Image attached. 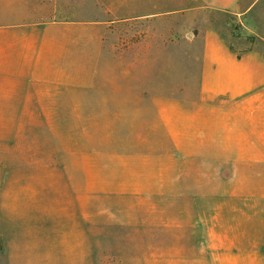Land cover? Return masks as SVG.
I'll return each mask as SVG.
<instances>
[{"label": "crops", "instance_id": "crops-1", "mask_svg": "<svg viewBox=\"0 0 264 264\" xmlns=\"http://www.w3.org/2000/svg\"><path fill=\"white\" fill-rule=\"evenodd\" d=\"M4 1L15 20L0 16V264H264V0ZM106 20L187 28L177 49L186 54L176 61L198 68L191 106L183 109V94L50 90V66L64 65L59 57L71 44L56 41L55 29L85 43L87 29L102 33ZM57 113L125 116V147L149 146L157 130L178 154L188 139L206 148L190 155L199 164L193 178L205 172L221 187L216 181L205 194L191 187L192 201L175 203L174 218H152L168 206L150 202L149 189L89 187L98 174L85 161L66 169L67 193L39 185L48 170L22 184V161L39 163L38 141L22 137L23 116ZM139 158L144 170L149 160ZM137 169L129 176L146 177Z\"/></svg>", "mask_w": 264, "mask_h": 264}, {"label": "rangeland", "instance_id": "rangeland-1", "mask_svg": "<svg viewBox=\"0 0 264 264\" xmlns=\"http://www.w3.org/2000/svg\"><path fill=\"white\" fill-rule=\"evenodd\" d=\"M10 5L12 4L0 0V16L4 23H14V18L9 20L13 15V11L8 8ZM106 21L108 22L103 25V29L99 28L102 33L95 34L94 29H87L85 43H77L78 38L73 36L72 32L62 30L60 33V29H55L56 41L63 38L69 40L71 44L68 45L69 50L65 52V56L59 57H64V65L50 66V90L63 92L140 90L163 92L172 96L183 94L185 97L183 109L191 106L198 91V68L179 66V62L176 61L186 54L177 49L182 45L187 28L184 27V34H180V31L177 33L180 27L174 20ZM57 57L55 51L53 58ZM140 59L150 64L142 65L137 61ZM69 82L80 83V86ZM163 99L161 101H165ZM116 101L118 100L98 99V102L107 104ZM125 118L119 115L58 113L32 116V119L30 116H23L22 137L24 140L38 141V147H33L32 150L38 151L39 163L22 161L21 168L18 169L23 174L22 184L36 178L39 172L45 175L48 170L50 179L39 180V185L47 186L50 182V187L56 190V195L60 192L67 193L66 189L71 188L73 184L66 177V169L78 165L79 160L82 163L85 161L87 170L93 171V174L96 171L98 174L96 178H87V186L109 190L117 186L144 187L151 191L150 202L171 208L165 211H152V218L161 216L174 218L175 203L188 204L192 201L189 194L191 187H196L202 194L216 189L215 184L218 180L202 178L201 176L207 174L205 172H196L195 175H200V178H193L192 170L195 167L198 170L199 164H193L190 155L198 150L206 152L205 147H191L189 140L184 139L183 146L179 149L182 153L177 151L178 154H175L176 149L171 141L165 139L157 130L150 131L149 146L134 148L121 146L120 139H126L129 134L124 126L126 123L121 124ZM215 149L217 151V147ZM24 150L27 148L24 147ZM142 153L145 159L149 160V164H143L144 170L137 169L142 167L138 161L142 159L139 158ZM176 155L182 158L178 159ZM129 169L144 171L146 177H130L131 173L127 172ZM83 181L81 180V183ZM220 187L221 184L218 183L217 188ZM177 188H182V195H175ZM162 190L165 194H160ZM92 197L94 198V195H88L89 201ZM106 201L110 202L109 196Z\"/></svg>", "mask_w": 264, "mask_h": 264}]
</instances>
